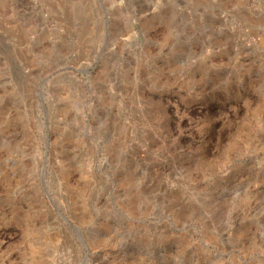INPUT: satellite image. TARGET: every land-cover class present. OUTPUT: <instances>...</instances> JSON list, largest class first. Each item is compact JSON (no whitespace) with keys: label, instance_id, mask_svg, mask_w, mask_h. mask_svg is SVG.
Instances as JSON below:
<instances>
[{"label":"rangeland","instance_id":"374dc122","mask_svg":"<svg viewBox=\"0 0 264 264\" xmlns=\"http://www.w3.org/2000/svg\"><path fill=\"white\" fill-rule=\"evenodd\" d=\"M0 136V264H264V0H0Z\"/></svg>","mask_w":264,"mask_h":264},{"label":"bare ground","instance_id":"6f19581e","mask_svg":"<svg viewBox=\"0 0 264 264\" xmlns=\"http://www.w3.org/2000/svg\"><path fill=\"white\" fill-rule=\"evenodd\" d=\"M227 3V2H226ZM152 5V8H159V6L156 4V3H154V4H151ZM186 8V7H185ZM55 12V10H53V13ZM182 12V11H181ZM65 13V12H64ZM60 15H62V14H60ZM78 15V14H77ZM76 15V16H77ZM80 15V14H79ZM179 16H180V20H182V18H184V17H182V15H180L179 14ZM178 16V17H179ZM64 17H66V15H64ZM78 17H80V16H78ZM58 18V17H57ZM59 18H61V16L59 17ZM191 18H193V17H191ZM64 19V18H63ZM62 19V20H63ZM58 20H61V19H58ZM65 20H66V18H65ZM70 20V19H69ZM81 20H82V17H81ZM195 20V19H194ZM189 21V20H188ZM69 22V21H68ZM81 22V21H80ZM38 24V23H37ZM48 24V23H47ZM55 24V23H54ZM66 24V23H65ZM68 24V23H67ZM79 24V23H78ZM95 24V22H93V20H88V25H89V28H91V26L90 25H94ZM182 24V23H181ZM50 25V24H49ZM75 26H76V23L74 24ZM87 25V24H86ZM196 25V24H195ZM57 26V25H56ZM95 26V25H94ZM53 27V26H52ZM60 27V26H59ZM77 27H79V26H77ZM83 28L85 27V25L84 26H82ZM82 28V29H83ZM212 28V27H211ZM79 29V28H78ZM209 29V28H208ZM51 30H52V28H51ZM65 28H63V31L61 32V33H58V34H60L61 35V37L63 36V34L65 33ZM211 30V29H210ZM90 31H91V29H90ZM211 33L213 34L214 33V31H212L211 30ZM235 33V32H234ZM84 35V34H83ZM21 36V35H20ZM76 36V35H75ZM218 37V36H217ZM55 38H57V37H55ZM59 38V37H58ZM76 38H78V37H76ZM179 38V37H178ZM181 38V37H180ZM60 39V38H59ZM237 39V38H236ZM61 40V39H60ZM64 40H61L60 42H63ZM86 38L85 37H83L82 36V34L81 35H79V38H78V44H80V47H81V49L80 50H82V49H84L87 45H86ZM65 42V41H64ZM63 42V43H64ZM17 43V42H16ZM50 45V44H49ZM63 46H64V44H62ZM73 45V41H72V39H70L69 40V42H67V44H65V46L66 47H71ZM82 52V51H81ZM55 53H61L59 50L58 51H56ZM79 54V53H78ZM79 57V56H78ZM73 58V57H72ZM30 59V58H29ZM33 59L34 58H32L31 57V61H33ZM28 75H29V73H28ZM109 76V75H108ZM109 78V77H108ZM27 80V79H26ZM110 80V79H109ZM102 81H104V80H102ZM111 81V80H110ZM70 83L71 84H74V90H76V88H78L80 85L76 82V81H74V80H72V81H70ZM97 89L94 87V86H92V89H91V91H90V95L92 96V100L95 102V101H97L96 102V105L98 104L99 105V107H101L102 109L103 108H106V109H108V110H110L111 111V115L107 112L106 114V116H107V118H108V120L107 121H109V135H110V137L111 138H113L116 134V131H117V129L119 128V126L121 125V124H123V121H121V119L119 118V113L117 112V106L114 104V102H113V100H112V96L109 94V95H106V94H104L102 91H101V94H100V92H97L96 91ZM30 93H32L31 91H30ZM33 94V93H32ZM56 94H57V91H56ZM29 96L31 97V95L29 94ZM32 98V97H31ZM19 105H20V107L21 106H24L26 109V112H29V105H31V100H29V103H28V99L25 97V94H23L22 96H19L18 98H15V106L16 107H18L19 108ZM103 115V114H102ZM105 116V117H106ZM98 121V120H97ZM103 124V123H102ZM33 125V124H32ZM101 125V124H100ZM31 127V126H30ZM89 133V131H85V135H87ZM1 137V136H0ZM114 141V140H113ZM117 141V140H116ZM119 143V142H118ZM31 147V146H30ZM98 149H99V147H97ZM109 152V161H110V164H111V168H113V169H115L114 170V172H112V177H113V181L114 182H116V177H115V173L117 172L116 170H118V165L116 164V158H117V155H118V152H119V148H118V145L117 144H115L114 142L113 143H111V147H110V151H108ZM64 159H62V161H63ZM61 161V162H62ZM123 161V160H122ZM259 169V168H258ZM127 175V174H126ZM109 178V177H108ZM113 181H111V182H113ZM96 182H97V180H96ZM109 182V181H108ZM192 189V188H191ZM170 191L169 190H166L165 192H163L162 194H158L157 196H167L168 197V194H170L169 193ZM120 195H122V194H120ZM119 195V196H120ZM191 195V194H190ZM128 196L130 197V200H132L133 201V199H134V197L132 196H130L129 194H128ZM156 196V195H155ZM223 196V195H222ZM93 197V196H92ZM228 197V196H227ZM94 198H97V193L95 194V197ZM166 198V197H165ZM174 201L173 202H171V203H168L169 205L167 206V209L168 210H170V211H173L174 210V204L177 202V195H174ZM196 199L197 200H201L202 202H203V205L201 206V207H203L204 205L206 206V205H208V203H209V200L207 199V197H196ZM137 201V200H136ZM112 203V202H111ZM116 203H118V202H116ZM137 203V202H136ZM142 203H143V200H142ZM177 204V203H176ZM104 205V204H103ZM189 205H190V203H189ZM111 206V205H110ZM124 207V206H123ZM163 207H164V205H163ZM181 208H184V207H181ZM207 208V207H206ZM112 210H113V212L116 214V217L117 218H119V220H122L124 223H126L127 224V226H128V222H129V218L128 217H126V215L122 212V211H120V209H118V208H116V207H114V206H112ZM162 210V209H161ZM195 211L198 213V211H200V207L197 205V207L195 208ZM183 212V211H182ZM205 212V211H204ZM203 212V213H204ZM161 213V212H160ZM159 213V214H160ZM205 213H208V212H205ZM115 216V215H114ZM162 217V216H161ZM209 217V216H208ZM139 222V221H138ZM141 222V221H140ZM222 224V223H221ZM140 226H141V224H140ZM145 227V226H144ZM195 227V226H194ZM139 228V227H138ZM129 229V228H128ZM130 231V230H129ZM130 232H132V231H130ZM126 235H128V234H126ZM135 247V246H134Z\"/></svg>","mask_w":264,"mask_h":264}]
</instances>
